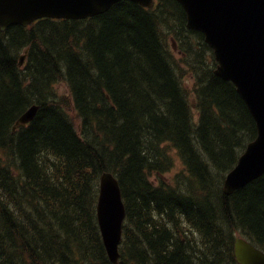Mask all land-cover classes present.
I'll return each instance as SVG.
<instances>
[{
  "label": "trees",
  "instance_id": "obj_1",
  "mask_svg": "<svg viewBox=\"0 0 264 264\" xmlns=\"http://www.w3.org/2000/svg\"><path fill=\"white\" fill-rule=\"evenodd\" d=\"M170 37L183 57L174 54ZM215 64L204 35L187 27L173 0L150 9L124 0L86 20L0 26V227L10 218L16 224L0 229V264H113L96 205L100 175L117 159L128 160L116 174L127 208L120 264H215L217 255L239 264L237 236L251 237L264 251V174L232 194L223 187L257 135L256 122L233 83L215 74ZM59 80L68 82L73 103L54 90ZM105 101L114 105L98 106ZM32 104L36 116L15 134L10 123ZM149 105L155 110L148 115ZM95 108L101 113L91 123ZM107 132L118 142L110 151L102 139ZM87 142L96 145L76 150ZM178 153L184 169L171 181L163 178ZM77 162L79 175L71 168ZM57 192L79 200L61 205ZM183 198L192 207L176 212H190L182 218L193 223L181 231L173 214L161 212L173 213ZM49 205L66 213H50Z\"/></svg>",
  "mask_w": 264,
  "mask_h": 264
},
{
  "label": "water",
  "instance_id": "obj_2",
  "mask_svg": "<svg viewBox=\"0 0 264 264\" xmlns=\"http://www.w3.org/2000/svg\"><path fill=\"white\" fill-rule=\"evenodd\" d=\"M118 0H0L3 29L15 22L27 25L44 15L87 17L106 11ZM189 26L203 30L215 48L218 75L232 80L258 123L259 136L250 143L225 182L226 191L240 188L264 173V0H188ZM25 113L18 121L26 123ZM126 216L121 188L113 174L101 181L99 219L110 256L117 262ZM245 264H264V255L245 240L236 241Z\"/></svg>",
  "mask_w": 264,
  "mask_h": 264
},
{
  "label": "bare ground",
  "instance_id": "obj_3",
  "mask_svg": "<svg viewBox=\"0 0 264 264\" xmlns=\"http://www.w3.org/2000/svg\"><path fill=\"white\" fill-rule=\"evenodd\" d=\"M21 59L25 56V54H24V51L21 53ZM94 56L96 57V55L94 54ZM20 59V60H21ZM25 65V64H24ZM114 104H111V103H109L108 101H105L104 103H103V106H104V108L105 109H110L112 106H113ZM22 106H23V104H22ZM21 106V107H22ZM98 106H101L100 105V103H99V105ZM151 106L152 105H149L148 107H147V109L146 110H148V108H151ZM84 107H85V104H84ZM86 108V107H85ZM101 108V107H100ZM38 109H39V107H38V105H36V104H32L25 112H24V114L25 113H28L29 114V116H30V119H29V122H27V123H21V122H19V121H17V124L18 125H27L28 123H30L33 119H34V117L36 116V114H37V112H38ZM87 109V108H86ZM153 110H155L154 108L153 109H149L148 110V115H149V113H151ZM51 112L50 110H46V109H44L43 110V112ZM59 111L60 110H58V109H56L55 111H53L52 110V112L51 113H53L54 115H56L58 118H60V113H59ZM42 112V113H43ZM101 112L99 111V109L98 108H95L94 110H92L90 113H89V115H88V121L89 122H91V123H94L95 122V119H96V117H95V115H99ZM45 114H42V116H44ZM16 121H13V122H11L10 123V128H11V130L13 131V132H15V134H17L18 132H16V131H14V126H15V124H16ZM64 124V123H63ZM95 125V124H94ZM64 126V125H63ZM63 130V129H62ZM135 132V131H134ZM38 133V132H37ZM107 134H108V136L107 135H103L102 136V138L105 140V141H110V140H112L110 137H109V133L107 132ZM70 136V135H69ZM93 136V135H92ZM34 137V136H33ZM100 137V136H99ZM96 139H97V137H96ZM84 140H85V138L84 139H82V141H79L80 143H83L84 142ZM95 140V139H94ZM87 141H88V139H87ZM97 141L99 142V140L97 139ZM93 142H95V141H93ZM46 145V144H45ZM48 145V144H47ZM76 146H77V149L76 150H80V152H82V151H85V150H87V149H90V148H93L96 144L94 143V144H90L89 142H87V143H85L82 147L81 146H78L79 144H75ZM74 145V146H75ZM73 146V145H72ZM74 148V147H73ZM15 149V148H14ZM43 150H44V148H43V146L40 144V145H38V149L36 150V152H38V153H41V152H43ZM14 153V152H13ZM69 152H66V154H68ZM178 156L180 157V155H179V153H178ZM48 157H50V156H48ZM54 158V157H53ZM180 159L182 160V158L180 157ZM120 162V163H119ZM121 163H123V164H125V167H127V163H128V160L126 159H120V160H116V161H114V162H112V163H108L107 162V164H109L108 165V167H106L104 170H103V172L101 173V174H103V173H108V174H117L118 172V169L121 167ZM183 163V162H182ZM175 164H176V162L173 164V168H174V166H175ZM82 164L80 163V162H77L76 164H73V167H71V168H73L74 169V173L76 172V174H78L79 175V171H80V166H81ZM100 165V164H99ZM99 165H96V168L97 167H99ZM184 165V164H183ZM173 168H171V170L173 169ZM68 169H70V168H68ZM72 169V170H73ZM126 169V168H125ZM124 169V170H125ZM184 169V168H183ZM211 169V168H210ZM124 170H121V171H124ZM214 170V169H213ZM182 171V170H181ZM120 172V171H119ZM180 171H178L177 173H179ZM233 172V170H230L228 173H227V175L225 176V178H224V181H223V187H224V190H226L225 189V182H226V180L228 179V177L231 175V173ZM176 173V174H177ZM175 174V175H176ZM264 174V173H263ZM262 174V175H263ZM81 175V174H80ZM262 175H260V176H258L257 178H259V177H261ZM67 176H69V172H68V175ZM70 178H72V175H70ZM73 178H74V176H73ZM97 178H98V176H97ZM164 178V177H163ZM257 178H255V179H257ZM255 179H253V180H255ZM253 180H251L250 182H252ZM249 182V183H250ZM248 184V183H247ZM244 186H246V185H244ZM244 186H242V187H244ZM242 187H240V188H242ZM239 188H237V189H235V190H232V191H228L229 193H233V192H235L236 190H238ZM86 190H87V187H85V188H83L81 191L83 192V193H85L86 192ZM78 193V192H77ZM77 193H75L74 195H76ZM226 194H229V193H227V192H225ZM56 195H59V196H61V197H63V199H62V204L61 205H63V204H68L69 202H71V201H77V200H79V198H76V197H72V198H70L68 195H66V194H64V193H62V192H57V194ZM100 197H101V187L99 186V191H98V201H97V208H96V216H97V221H98V225H99V229H100V233H101V236H102V240H103V242H104V246H105V248H106V251H107V254H108V257H109V259L111 260V262L113 263V264H120L119 262H120V256H121V253H120V246H121V243H122V240H123V225H124V221H123V225H122V227H121V230H122V235H121V239H120V242H119V244H118V253H119V257H118V260H117V262H114L113 260H112V258H111V256H110V253H109V250H108V248H107V245H106V242H105V238H104V234H103V230H102V226H101V223H100V219H99V203H100ZM189 203H190V198H183V199H181V202H177V203H174L173 205H174V210H173V213L172 212H169V211H165V212H161V214L163 215V217H167L168 215H172L173 214V218H172V220H173V222H174V225H175V227L177 228V229H180L181 231H184V230H190L191 229V220L190 219H188V220H186V218L185 219H183L182 217H184V216H186V215H188V214H190V212L189 213H187V214H185L184 215V213H183V210H182V212H179V213H177L176 211H177V208H179V206H183V207H187V208H189V207H192V205H189ZM61 205L59 206L60 208H51L50 207V205L47 207V208H45V210H47L48 212H50V213H61V214H63V213H66L65 211H63V210H61ZM194 205V204H193ZM177 206V207H176ZM205 208V207H204ZM206 212H207V210H205ZM211 213V212H210ZM210 213H209V216H210ZM184 215V216H183ZM159 216V215H158ZM153 217H154V219L155 220H157L156 219V217H155V213H154V215H153ZM158 218V217H157ZM9 220V219H8ZM171 220V221H172ZM10 221L12 222V224H14V225H12V226H10ZM158 221V220H157ZM166 221V220H165ZM6 222H8V223H6ZM193 223V222H192ZM200 223L201 224H205L206 226H205V232H208V222H206V221H201L200 220ZM171 224V223H170ZM3 225H6V227L5 228H7L8 230H9V228H11V227H16V224H15V221H14V219L13 218H10V220L9 221H4L3 222V224L1 225V227H0V229H2V228H4L3 227ZM169 225V224H168ZM171 227H172V225H171ZM170 230H171V228H170ZM172 231V230H171ZM175 231V230H174ZM194 231V230H193ZM198 231V230H197ZM180 232V231H179ZM189 232V231H188ZM181 234V233H180ZM194 234V233H193ZM197 234V233H196ZM189 235V234H188ZM183 237L184 236H182V241H183ZM189 237H190V235H189ZM191 237H193V236H191ZM241 237H243V236H237L236 238H235V240H234V251H233V255H234V259H235V261L236 262H238L239 263V261H238V259H237V254H236V247H235V244H236V241L239 239V238H241ZM194 238H195V236H194ZM198 239V238H197ZM178 242V241H177ZM179 244V243H178ZM256 250L258 251V253H260V254H263L264 255V251L263 250H261V249H259V248H257L256 247ZM229 251H231V250H229ZM227 252V251H226ZM215 264H231L229 261H228V259L225 257V256H219V255H217V259H216V261L214 262ZM209 264H211L210 262H209Z\"/></svg>",
  "mask_w": 264,
  "mask_h": 264
},
{
  "label": "rangeland",
  "instance_id": "obj_4",
  "mask_svg": "<svg viewBox=\"0 0 264 264\" xmlns=\"http://www.w3.org/2000/svg\"><path fill=\"white\" fill-rule=\"evenodd\" d=\"M59 72H60V74H62V71H61V69H59ZM140 84H142V80L140 81ZM34 86V88H35V84L33 85ZM133 86H135V85H133ZM139 88V86H136V88ZM137 88V89H138ZM144 88H145V86H144ZM62 90H64V88H61ZM88 94H90V95H88V96H91V97H97L96 95H93V93L92 92H88ZM100 96V95H99ZM98 96V97H99ZM102 107H104L103 106V104L101 103L100 104ZM103 139V138H102ZM104 140V139H103ZM186 140H188V137H186ZM104 142H105V147L110 151V145L111 144H113V143H115V142H117V140H110V141H105L104 140ZM118 143V142H117ZM50 149H48V151H49ZM194 154H193V151H191V154H189V156L190 157H192ZM174 157H175V162H176V164H175V166H174V168L172 169V171L174 172V174H176L178 171H181V170H183V168H184V165H183V163H182V161L183 160H181L180 159V157L178 156V154H174ZM34 158H38V160H40V159H42L43 160V156H39L38 157V154H35L34 155ZM37 160V159H36ZM184 162V161H183ZM29 164V163H28ZM151 178H152V173H151Z\"/></svg>",
  "mask_w": 264,
  "mask_h": 264
},
{
  "label": "flooded vegetation",
  "instance_id": "obj_5",
  "mask_svg": "<svg viewBox=\"0 0 264 264\" xmlns=\"http://www.w3.org/2000/svg\"><path fill=\"white\" fill-rule=\"evenodd\" d=\"M23 58H26V56H24ZM23 58L20 60V62H19V65L20 66H24V61H23ZM23 109V108H22ZM25 112V111H24ZM24 112H23V114H24ZM26 125H18L17 124V121H16V124H15V126H14V131H16V132H19L22 128H24ZM225 192H227V193H229L228 191H226V190H224ZM229 194H231V193H229Z\"/></svg>",
  "mask_w": 264,
  "mask_h": 264
}]
</instances>
